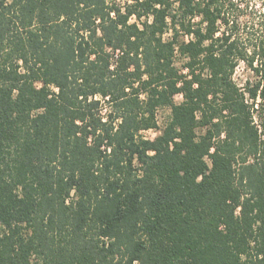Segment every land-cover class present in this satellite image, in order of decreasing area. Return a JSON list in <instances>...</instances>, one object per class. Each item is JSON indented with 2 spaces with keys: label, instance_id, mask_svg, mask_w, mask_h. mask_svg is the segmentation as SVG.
Returning a JSON list of instances; mask_svg holds the SVG:
<instances>
[{
  "label": "trees",
  "instance_id": "16d2710c",
  "mask_svg": "<svg viewBox=\"0 0 264 264\" xmlns=\"http://www.w3.org/2000/svg\"><path fill=\"white\" fill-rule=\"evenodd\" d=\"M0 264H264V0H0Z\"/></svg>",
  "mask_w": 264,
  "mask_h": 264
},
{
  "label": "rangeland",
  "instance_id": "374dc122",
  "mask_svg": "<svg viewBox=\"0 0 264 264\" xmlns=\"http://www.w3.org/2000/svg\"><path fill=\"white\" fill-rule=\"evenodd\" d=\"M252 77H253L252 71L247 67V65L244 62H241L235 72V79L237 80V82L241 85H245L246 81L248 79H252ZM176 100L181 101L182 96L177 95ZM170 116H171L170 107L160 108V110L158 111V118H159V123L162 127L168 122ZM156 134L157 131L155 130H149L145 132V135L148 137H154Z\"/></svg>",
  "mask_w": 264,
  "mask_h": 264
}]
</instances>
